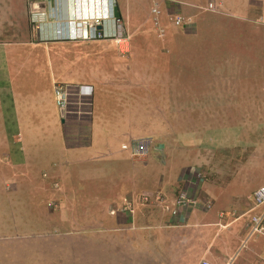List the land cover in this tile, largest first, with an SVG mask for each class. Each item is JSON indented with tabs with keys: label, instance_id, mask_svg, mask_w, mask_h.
Instances as JSON below:
<instances>
[{
	"label": "rangeland",
	"instance_id": "rangeland-1",
	"mask_svg": "<svg viewBox=\"0 0 264 264\" xmlns=\"http://www.w3.org/2000/svg\"><path fill=\"white\" fill-rule=\"evenodd\" d=\"M199 1L203 6L209 0ZM213 1L218 6L219 0ZM148 3L146 0L147 8ZM201 6L196 10L198 16L192 17L191 27L184 24L176 26L171 20L162 19L165 29L163 38L170 39L173 35H176L175 38L186 37L181 39V44L175 39L165 42L170 54H165L162 51L164 47L159 45L163 40L160 39L159 29L156 33L146 34L148 28L155 30L150 22L132 36L131 42L137 49L134 55L136 61L134 76L126 81L134 85L127 87L128 84L126 86L121 80L104 85L105 91L109 88L111 98L107 100V105L111 110L106 112L101 108L95 112V115L104 118L106 125H110L112 132L116 130L124 134L121 136L124 139L118 137L112 143L115 145L112 154L100 151L102 155L90 161L84 160L88 149H77L79 147L76 148L75 144H78V139L83 140V145L91 144L90 133L78 134L79 128L86 124H77L80 126L72 131L61 120L47 133H38L39 128L29 120L23 121L20 127L8 125L9 119L0 120V128L6 121L5 131L0 129V135L6 139L5 148H0V252L5 248L9 254L6 257L0 255V264H116L122 261L116 252L113 234L108 233L107 238L95 236L93 215L102 212L101 205L93 203H100V196L106 193L111 197L117 192L126 193L131 180L144 184L146 187L140 192L152 194L154 200L157 186L174 190L178 172L190 164L189 157L205 156L215 142L219 143L218 147L225 143L226 140L222 143L213 139L207 142V137L201 138L200 135H197L200 142L207 148L197 150L188 143L197 131L195 127L217 114H231L233 123L242 124L246 129L229 138L231 144L234 141L236 144L227 148L226 155L235 163L228 166L226 174L216 175V179H220L219 186L222 180L227 182L217 205H224L228 211L240 209L245 202L249 206L254 205L250 189L264 181V137H255L254 142L249 139L253 138L250 134L257 127L249 124L260 125L264 118L261 111L264 109V21L257 14L245 21L230 17L237 29H213L214 25L227 29L230 18L221 11L215 14L216 11ZM219 10L221 7L218 6ZM174 27L179 33L174 31ZM148 40L154 48L153 45L147 47ZM227 40L232 42L229 44ZM6 67L8 65L3 64L0 68L4 74ZM7 81L8 78L5 79L1 73L0 94L1 88L9 85ZM216 102L228 103L230 108H207L209 103L216 105ZM129 128L134 134L144 133L145 136L140 137L148 139L150 136L156 141L144 158L145 163L133 161L129 150L120 149L119 141L126 140L128 143L131 139ZM202 129L198 128V132ZM85 130L86 127L82 132ZM23 131L28 132L29 142L30 137L32 140L37 137L44 140L34 142L32 147L29 143V149L26 142L23 143L24 152L19 148L23 140L16 138ZM58 131L62 133L63 144H68V150H82L80 155H74L71 160L56 157L62 148L58 143H50L47 137H53ZM158 139L165 142L164 151L156 150ZM91 146L100 148L96 143ZM251 146L254 148L251 149ZM18 148L20 153L15 154ZM253 149L255 151L250 152ZM28 165H31L29 169ZM53 198L56 201L51 200ZM181 232L186 233V230ZM253 238L241 247V258L247 256L248 260H252L247 251L254 245L259 249L264 247V236L258 240ZM166 241L169 242L167 245L175 246V252L180 249V243L176 244L169 238ZM140 244L145 247L147 242L142 240ZM181 244L184 245V240ZM142 250L144 254L138 263L148 264L153 257L145 248ZM196 259L197 255H191L188 264H195Z\"/></svg>",
	"mask_w": 264,
	"mask_h": 264
},
{
	"label": "crops",
	"instance_id": "crops-1",
	"mask_svg": "<svg viewBox=\"0 0 264 264\" xmlns=\"http://www.w3.org/2000/svg\"><path fill=\"white\" fill-rule=\"evenodd\" d=\"M1 1H5V4ZM113 2L114 15L122 19L130 37L126 52H121L111 40L66 39V35H73L77 32L74 22L83 19H103L102 27L99 26V30L102 28L104 32H111L113 26L110 13ZM148 2L147 8L146 0H0V6L4 5L0 9V58L2 59L0 68L3 64L8 65L5 68L6 73L4 74L1 68L0 74L2 73L5 79L8 78L7 82L9 83L7 87L1 88L0 120L9 119L8 125L12 124L17 127H20L23 121L29 120L39 128L38 133H42V131L47 133L61 120L72 131H76L78 126L86 124L79 128L78 134L90 133L91 144L96 143L100 148H95L90 143L83 145V140L78 139V144H75L76 148L84 149L83 151L88 149L84 160L90 161L92 158L102 155L103 151L106 152V155L112 154V148L115 147L112 143L118 137L124 139L121 138L124 134H119L116 130L112 132L110 125H106L104 118L95 115V112L101 108L103 111L107 110L106 112L111 110V107L107 105V100L111 98L109 88L107 87L105 91L104 85H109L112 82L118 83L120 80L125 82L126 86L128 84L127 87L134 85L126 81L128 77L133 78L136 61L134 55H136L137 49H134L131 42L132 36L138 30L147 27L150 22L155 30L148 28L146 34L156 33L159 29L160 39H162L165 33L162 19L173 22L175 17L183 16L193 21L192 17L198 16L196 10L203 4L199 0H148ZM207 4L201 7L205 9ZM213 4L217 12L215 14L221 11L224 16L235 17L241 21L248 20L252 18V15L257 14L261 15V19L264 21V0H219L218 6L221 7L219 11H217L218 6L214 1ZM153 8H158L159 13H153ZM193 9L195 16L192 14ZM36 13H38L36 17L31 16ZM233 26L231 20L227 29L217 25L212 28L222 30L238 28ZM172 37L170 39H168L169 37L163 38L159 43L160 47H164L162 51H165V54L169 53L165 45L166 41L175 39V42L181 44V39L186 38L179 36L175 38L176 35ZM148 38L150 39L149 35ZM227 41L229 44L232 42V40ZM233 44L235 45V43ZM146 45L149 47L153 44L148 40ZM216 45L218 44L216 43ZM94 66H96V70H94ZM93 70L94 72L91 73ZM56 85H62L67 92L68 101L64 110H59L56 106L54 93ZM81 86H92V94H82ZM215 104L209 103L207 108L209 110L219 106L230 108L228 103L216 102ZM261 111L264 114L263 108ZM209 118L204 124L195 127L197 133L195 132L194 136L191 135L188 143L198 150L201 147L207 148V146L200 142L197 135H200L201 138L207 137V142L210 139L220 140L222 143L224 140L226 141L222 147H218L219 143L215 142L205 156L189 157L190 164H186L178 172L179 178L174 182L176 183L174 190L168 188L165 190L159 185L156 187V197H158H155L154 200L153 195L149 194V201L146 203L142 194L147 192H140L146 186L141 185L140 181L131 180L130 185H127L129 188L126 193L119 194L117 192L112 197L106 193L100 196V203H93V205H101L100 211L102 212L100 215L98 213L93 215L95 236L107 238L108 233L113 234L116 252L123 261L116 264H139L138 261L142 259L144 254L142 249L144 248L149 253L148 255L153 257L148 264H188L189 258L193 254L197 255L195 264L202 260L225 264L229 259H234L236 264H264V247L259 249L254 245L247 251V254L252 256V260H248L247 256L241 258L243 253L241 247L245 242L253 237L254 240H258L260 236H263L251 235L249 218L254 214L262 213L264 207L255 206L254 201L252 206L245 202L240 209L233 211H228L224 205H217V201L222 196L221 191H224L227 182L222 180L219 186L220 179H216V175L226 174L228 166L235 163L226 155L227 148L236 144V141L231 144L229 138L232 134L245 132V126L233 123L229 113L217 114L209 116ZM84 119L87 121H83ZM249 126H257L255 131L250 134L253 138L249 139L253 142L255 137H264V118L261 119L260 125L251 123ZM84 127L86 130L82 132ZM200 127L203 129L198 132ZM3 128L5 131L6 121L0 129ZM128 134H130L129 139L145 136L140 132L134 134L130 128ZM24 135L26 137L23 139ZM16 138L24 141H21L19 147L24 152L26 151L23 143L26 142L28 148L29 143L32 147L34 142L44 140L40 137L32 140L30 137L31 142H29L27 131H23L20 137L16 136ZM100 138L103 140L98 142ZM47 140L52 144L58 143L62 148L60 154L56 156L57 158L71 160L75 157L74 155H80L82 151L68 150L69 146L63 144V136L60 131L53 137H47ZM5 141L6 139L0 135V148H5ZM157 142L156 150L164 151L166 149L165 142L162 139H158ZM118 143L121 149V145L126 143V140H121ZM19 148L14 151L15 154L20 153ZM252 148L254 147L251 146ZM100 151L102 152L99 153ZM254 151L253 149L250 152ZM132 160L146 162L144 158H133ZM237 166L242 165L237 164ZM27 167L29 169L31 165ZM198 171H203V176L197 179L196 172ZM262 185H264V181L252 186L250 189L252 194ZM178 191H185L191 199L195 200L196 204L180 209L178 214L173 216L171 211L174 208ZM51 200L56 201L54 198ZM212 206L216 207L212 208ZM194 228L198 229L191 230ZM184 229L186 233L181 232ZM139 230L142 232L138 233ZM168 231L169 236L167 235ZM166 238L172 239L176 244L180 243L178 245L180 249L175 252V246L167 245L169 242L166 241ZM142 240L147 242L145 247L140 244ZM181 240H184V245L181 244ZM194 247L195 249L191 250ZM237 248L239 249L237 250Z\"/></svg>",
	"mask_w": 264,
	"mask_h": 264
},
{
	"label": "built area",
	"instance_id": "built-area-1",
	"mask_svg": "<svg viewBox=\"0 0 264 264\" xmlns=\"http://www.w3.org/2000/svg\"><path fill=\"white\" fill-rule=\"evenodd\" d=\"M206 10L215 11V5L213 1L209 0L207 6L205 7ZM153 13L158 14V8L152 9ZM36 14H32V16H36ZM112 26L113 29L111 32H104L100 31L98 27L101 25L100 19H83L74 22V28L76 29V39L81 40H94V39H105L113 41L121 52H126L128 49L129 43V35H127L124 24L121 18L113 17L112 18ZM176 26L179 25H187L191 27L192 20L189 18H184L183 16H177L173 20ZM80 91L83 94H90L91 87L90 86H81ZM55 93V102L56 106L59 110H64L67 106V92L66 89L62 85H56L54 89ZM150 146V139L148 138H132L128 143H123L121 145L122 150H129L132 154L134 159H142L145 158L148 154V149ZM196 175L200 178L203 176L202 171L196 172ZM158 197V196H157ZM156 197V198H157ZM143 200L146 202L149 200V195H144ZM253 201L255 206H263L264 207V185L258 187L253 192ZM196 204L195 200L191 199L190 196L187 195L185 191L180 192L175 197L174 208L171 211L173 216L178 214L180 209H184L185 207ZM249 229L250 233L263 235L264 236V211L259 214H254L250 218L249 222ZM198 264H216L211 260H202ZM225 264H236L234 259H229Z\"/></svg>",
	"mask_w": 264,
	"mask_h": 264
},
{
	"label": "clouds",
	"instance_id": "clouds-1",
	"mask_svg": "<svg viewBox=\"0 0 264 264\" xmlns=\"http://www.w3.org/2000/svg\"><path fill=\"white\" fill-rule=\"evenodd\" d=\"M113 8H114V2L113 3H111V13H110V20H112V18L113 17H116L115 15H114V12H113ZM38 14V13H37ZM32 16V15H31ZM37 16V15H36ZM35 16V17H36ZM120 18V17H119ZM185 18V17H184ZM101 27H102V23H103V19H101ZM113 21V20H112ZM124 28H125V26H124ZM98 29H99V27H98ZM100 31H103L102 30V28H100ZM126 31V30H125ZM77 33V32H76ZM76 33L75 34H73V35H66V39H76L75 37H76ZM127 33V32H126ZM91 87V93L90 94H84V95H91L92 94V86H90ZM81 92V91H80ZM83 94V93H82ZM135 138H143V137H135ZM156 148V147H155ZM143 159V158H142Z\"/></svg>",
	"mask_w": 264,
	"mask_h": 264
},
{
	"label": "trees",
	"instance_id": "trees-1",
	"mask_svg": "<svg viewBox=\"0 0 264 264\" xmlns=\"http://www.w3.org/2000/svg\"><path fill=\"white\" fill-rule=\"evenodd\" d=\"M149 137V139L150 138H152V137H150V136H148ZM153 142H156V141H154L153 139L151 140L150 139V146H149V149H148V153L150 152V150L152 149L151 148V146L153 147ZM180 192L178 191L177 192V194H176V196L179 194ZM149 195V193H143L142 195L144 196V195ZM149 197H150V195H149ZM149 201V200H148ZM0 255H2L3 257H6V256H8L9 254H8V251L5 249V248H2V250H1V252H0Z\"/></svg>",
	"mask_w": 264,
	"mask_h": 264
}]
</instances>
